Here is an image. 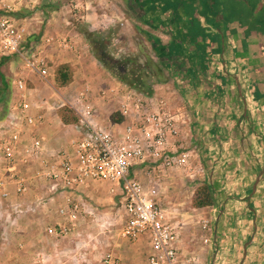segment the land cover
I'll use <instances>...</instances> for the list:
<instances>
[{
    "label": "crops",
    "instance_id": "0c3cea01",
    "mask_svg": "<svg viewBox=\"0 0 264 264\" xmlns=\"http://www.w3.org/2000/svg\"><path fill=\"white\" fill-rule=\"evenodd\" d=\"M29 1L37 3L38 0ZM93 1L95 4L92 0L80 2L82 10L78 14L86 23L81 35L75 31L78 39L71 38L73 41L63 47L61 40L65 36H61L59 41L44 48L43 54L50 66L48 82L25 67L9 79L4 71H8L14 56L1 60L0 76L10 82L11 103L16 95L12 82L22 78L27 86V101L38 107H34L33 112L44 116L40 125L27 132L42 136L48 148H60L80 130V126L62 123L58 115L60 105L50 101L56 98L45 88V84L52 88L50 81L59 64H67L73 78L79 81L91 73L100 83L108 84L101 90L105 94L99 95L97 103L110 110L100 117L96 109L94 121L107 128L117 126L121 121L110 120L111 114L117 112L114 93L126 85L101 72L97 66L100 62L90 53L85 34H97L104 49L106 31L119 34L113 40H120L125 51L134 54L137 45L142 46L144 61L131 57L141 64L150 58L160 66L162 76L150 81L152 96L166 98L172 111L179 113L176 145L188 149L190 155V167L161 176L166 186L162 205L174 213L185 209L184 204L189 203L195 188L185 198L183 173L196 177V171L202 170L201 183L211 186L214 202L197 209L189 204L193 209L191 215L180 217V222L185 224L184 231L191 235L190 221L209 218L211 233L205 235L208 241L203 243L211 248V264H254V258L256 264H264V0ZM43 3L38 7L50 6L48 1ZM17 16L26 23L27 15ZM35 18L36 15L29 17L31 24L26 43L28 40L30 43L25 44L29 48H37L50 36H39L42 24L34 22ZM51 28L52 24L45 30ZM137 35L141 39L136 44L132 37ZM70 87L69 83L59 91ZM127 88L146 98L144 93ZM85 89L83 97L92 105L89 88ZM67 102L72 103L65 99L66 105ZM194 162H198L196 167ZM39 167L40 162L28 167L18 164L30 188L18 197L9 186L10 198L0 201V264H26L32 259L33 264H42L40 257L43 260L53 257V236L47 233L48 227L45 228L50 215L43 211L48 203L46 198L52 193L48 182L37 176ZM4 169L6 165L0 159V177ZM91 186L79 193L88 191ZM18 208L23 210L21 214L15 213ZM188 240L180 243L179 248L187 245L200 254L197 243L194 245ZM137 244L142 250L135 249V254L144 251L146 261L147 244L143 240ZM145 261L141 264H146Z\"/></svg>",
    "mask_w": 264,
    "mask_h": 264
},
{
    "label": "built area",
    "instance_id": "2783aa9c",
    "mask_svg": "<svg viewBox=\"0 0 264 264\" xmlns=\"http://www.w3.org/2000/svg\"><path fill=\"white\" fill-rule=\"evenodd\" d=\"M28 2L0 0V62L5 57H19L26 69L48 82L50 66L43 51L52 38H44L37 48L25 46L27 27L18 18L16 7ZM61 43L68 46L66 39ZM12 85L16 95L11 103V93L8 113L0 121V159L6 165L0 177V201L10 198L9 186L18 197L30 188L18 164L28 167L40 162L36 174L48 182L52 193L48 200L54 199L55 194L65 201L56 210L64 222L48 227V234L73 235L83 205L74 202L72 195L94 183L108 184L110 193L118 196L124 213L121 237L132 243L143 240L147 244L146 264L196 263L195 255L180 250L177 225L168 220L159 202L160 179H153V175L158 176L164 170H184L190 159L188 149L176 145L179 113L172 111L166 98L153 94L143 98L140 93L131 92L127 85L116 90L117 112L123 119L114 128H107L94 121L96 108L85 101L82 92L78 101L67 102L78 118L74 124L80 126L78 134L60 148H48L42 136L27 132L40 125L44 116L34 113L33 108L38 107L27 101L25 80L18 78ZM61 99L58 105L63 107L66 103ZM144 170L152 175L149 182L138 175ZM22 211L18 208L15 213ZM201 225L211 233L207 220H202ZM202 239L204 243L208 241L206 236ZM101 264L121 263L118 257L107 253Z\"/></svg>",
    "mask_w": 264,
    "mask_h": 264
},
{
    "label": "rangeland",
    "instance_id": "374dc122",
    "mask_svg": "<svg viewBox=\"0 0 264 264\" xmlns=\"http://www.w3.org/2000/svg\"><path fill=\"white\" fill-rule=\"evenodd\" d=\"M43 1H48L50 3V6H44V8H42V6L38 7L40 4L43 3ZM43 1L38 0L37 3L35 1L31 3L28 2L24 4L23 7H16V14H25L28 18H25V25L27 27L26 38L29 36L30 32L31 22L29 21V17H31V15L32 17L36 15L34 22L37 21L39 25L42 24V31L39 36H42L44 34H46V36L50 35L49 37L52 38V42L59 41L61 36H65L64 38L66 39L68 44L73 41L71 38L78 39L79 36L76 35L75 31L79 35H81V33H83L84 31V24L86 23L85 18L81 17L78 14V12L82 10V7L80 6V2L82 0ZM92 3L95 4L93 0ZM120 6L121 4L118 3V7ZM110 8L112 9L111 11L114 12L112 6ZM50 24H52L51 30H45V27H49ZM104 34V42L106 46L105 50L108 56L121 59L123 56L129 55L135 56L138 59H144L145 54L142 46L139 47L137 45V49H135V53L133 54L131 53V51L128 52V50H124L123 46H121L120 40H117L116 42L113 40L114 37H119V34H109L107 31L104 32ZM132 38L135 39L134 41L136 42V44L137 42L140 43L141 38L139 37V35H137V37L133 36ZM89 51L90 53H92V49L90 46ZM12 59L13 61L12 64L8 66V71H4V75H7V78L9 79L13 78L15 76V73H18L24 68L22 61L19 59V57L14 56ZM100 65L101 64L98 63L97 66L98 68H100L101 72H105L106 76L111 75L113 78H116L114 75L111 74L108 69ZM56 68L57 67H55L54 69V76L51 78L52 81H50V83L52 84V88L45 84V88L52 92V94L54 95L53 98H56L50 99V101H54L55 103L57 102V104H60L63 101L61 98L70 101L79 100L80 98H82L80 93H82L83 89L86 88L88 90L89 88V100L92 105L96 109H98V114L101 115L100 117L106 116L108 114L110 107H105L102 104L97 103L98 98H100L99 95H101V90L105 88L108 84L100 83L98 78H96L95 76H91V73L87 75V77L85 78L86 80L84 79L83 81H79L77 77L73 78L72 70H70L71 81L69 83L71 87L60 92L59 89L64 86H59L57 81L55 80ZM95 75H97V73H95ZM86 82L89 86L85 84ZM85 85H87L88 87ZM56 94H58V96ZM64 107L70 111V113H68L69 115L76 117V113L73 108L69 107V105L66 104L62 108ZM60 110L61 107L58 111L59 117L61 114ZM190 164L191 163L189 160V164L187 167H190ZM194 165L196 167L198 165V162H194ZM187 167L185 169H187ZM145 171L146 170L139 173L138 175L145 182H149V178H152V175L149 176L148 173H145ZM175 171L179 170H164L163 173H154L158 174V176L153 175V179H160V183L158 186L160 197L159 201L161 202V206L164 209L168 220L177 225V230L179 233V244L183 241L186 243L185 239H189V242L193 241V244L197 243L199 247L198 250H200L198 252H200V254H197V251H194L192 249L190 250L187 245L184 247H180V250L184 254L195 255V264H211V248L206 247V244L203 243L202 239L205 235H208V233L201 227L202 220H207L208 226L212 228L211 220L209 218H199L193 220V222L190 221L189 225H191V235H188V231H184L183 226L185 224L180 222V217H182L184 214H186L185 216H190V211H192L193 209H197L193 207L192 204L197 188L203 184V182L201 183V180L203 179L202 170L196 171V177H189V175L183 173L184 177L182 179V182L186 190L185 198H188V196L190 195V191H192L194 188L195 189L193 190L194 193H192L189 203L187 201V203L184 204V206L187 205L188 208L185 206L186 208L181 210V212L179 213L177 211H175L174 213L172 209L162 205L163 203L161 198L165 194V192L163 193V188L166 189V186H164L162 182L161 176L171 172L173 173ZM109 188L110 187L108 184L94 183L88 191L86 190L83 193L72 195L74 202L83 205V208L79 212L78 221L76 222L75 232L73 233V235H69L67 237H58L52 235L53 257H49L46 260H43V257H40V262H42V264H101L102 257L107 253H110L115 257L117 256L120 259V262H125V264H141L143 261H145L144 251L140 252L139 255H136L134 252L135 249L137 250V252L142 250V247L137 244L138 242L132 243L121 237L120 230L124 222V213L123 209L121 208L118 202V196L110 193ZM42 197L45 198L43 194ZM189 204L192 206L193 209L189 206ZM59 205H65V201L61 196H55L54 199L48 200L47 207L45 210H43L44 212L48 213V215H50L48 216L49 221L45 225V228L57 227L59 223L64 222L56 212ZM42 215H45V213H42ZM55 249L58 250V252H55ZM57 254H59L58 257ZM255 257L257 258V256ZM254 260L255 261H253L252 263L256 264L257 259L254 258ZM33 263V259L31 261H26V264Z\"/></svg>",
    "mask_w": 264,
    "mask_h": 264
},
{
    "label": "trees",
    "instance_id": "16d2710c",
    "mask_svg": "<svg viewBox=\"0 0 264 264\" xmlns=\"http://www.w3.org/2000/svg\"><path fill=\"white\" fill-rule=\"evenodd\" d=\"M49 3V2H48ZM47 3V4H48ZM86 39L92 49L95 58L106 68L112 75L119 79L123 84L144 93L152 95L151 79L155 76H162V70L157 63H154L150 58L141 64L131 56H123L121 59H113L107 57L102 42L99 41L98 35L95 33H86ZM97 35V36H96ZM30 41L26 45H29ZM107 57V58H106ZM55 80L59 86H65L71 81L70 67L67 64L57 66ZM159 80V79H157ZM155 78V81H157ZM11 99L10 83L0 76V121H2L7 113ZM60 120L64 124H75L78 121L77 116H71L67 108L60 110ZM123 117L114 112L110 116L112 122H120ZM214 202L211 186L207 183L200 185L193 199L192 206L195 208L210 206Z\"/></svg>",
    "mask_w": 264,
    "mask_h": 264
}]
</instances>
